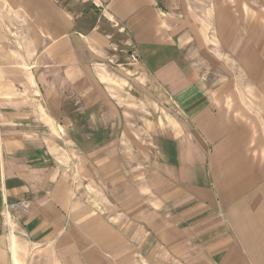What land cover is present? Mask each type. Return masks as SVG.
Returning <instances> with one entry per match:
<instances>
[{
  "label": "crops",
  "instance_id": "0c3cea01",
  "mask_svg": "<svg viewBox=\"0 0 264 264\" xmlns=\"http://www.w3.org/2000/svg\"><path fill=\"white\" fill-rule=\"evenodd\" d=\"M261 13L0 0V264H264Z\"/></svg>",
  "mask_w": 264,
  "mask_h": 264
},
{
  "label": "built area",
  "instance_id": "2783aa9c",
  "mask_svg": "<svg viewBox=\"0 0 264 264\" xmlns=\"http://www.w3.org/2000/svg\"><path fill=\"white\" fill-rule=\"evenodd\" d=\"M130 60L132 63L137 62L138 56L135 52L130 55ZM18 208L25 210V209H27V204L26 203H18V204H12V205H5V207H4V218L3 219H4L8 233H10V231H11V225L9 224L11 221L9 218V210H15Z\"/></svg>",
  "mask_w": 264,
  "mask_h": 264
},
{
  "label": "rangeland",
  "instance_id": "374dc122",
  "mask_svg": "<svg viewBox=\"0 0 264 264\" xmlns=\"http://www.w3.org/2000/svg\"><path fill=\"white\" fill-rule=\"evenodd\" d=\"M259 21H260V27H259V29L258 30H254V31H257L259 34V39H260V45L262 46V47H264V44H263V42H264V13H261V14H259ZM261 47V48H262ZM230 71H228L227 73L228 74H230L229 73Z\"/></svg>",
  "mask_w": 264,
  "mask_h": 264
}]
</instances>
